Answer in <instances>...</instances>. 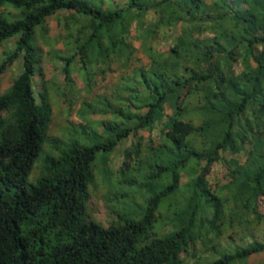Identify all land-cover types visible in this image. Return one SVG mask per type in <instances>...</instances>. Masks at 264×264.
I'll use <instances>...</instances> for the list:
<instances>
[{"label":"trees","instance_id":"16d2710c","mask_svg":"<svg viewBox=\"0 0 264 264\" xmlns=\"http://www.w3.org/2000/svg\"><path fill=\"white\" fill-rule=\"evenodd\" d=\"M5 4L12 7L9 20L0 17V47L14 43L0 53V78L10 65L23 71L0 90V264H183L198 243L209 251L194 264H244L264 252L251 231L264 226V0H0ZM44 55L61 63L71 84L75 61L89 87L81 99L110 97L99 115L120 121L101 120L118 130L102 145L72 142L60 156L44 157L40 178L28 184L43 144L62 143L47 134ZM109 73L123 83L117 77L103 92L91 89ZM129 137L137 141L121 152L118 170L129 171L133 157L137 171L151 159L143 185L163 186L139 220L121 216L104 226L86 217L94 162L101 148ZM218 162L224 181L212 186L207 176ZM172 195L179 206L167 202ZM161 202L173 229L156 237Z\"/></svg>","mask_w":264,"mask_h":264},{"label":"rangeland","instance_id":"374dc122","mask_svg":"<svg viewBox=\"0 0 264 264\" xmlns=\"http://www.w3.org/2000/svg\"><path fill=\"white\" fill-rule=\"evenodd\" d=\"M8 7L12 6L5 4L2 8H0V17L6 20H9V18L5 15V10ZM14 10L18 13L17 9ZM48 27L50 29L49 35L56 32L55 19H48ZM13 43V38L10 41L6 40L2 47H0V53L5 47H7V50L9 51L12 50ZM39 43L45 52L47 50V46L40 40ZM135 44L137 45V43ZM0 56L2 55L0 54ZM138 56H140V54ZM19 59L22 60V57ZM143 60L145 61L146 59L143 57ZM53 62L54 61L51 60L49 56L44 55L42 60L44 80H51L44 85L47 90L50 89L45 96L48 99V103L50 104L52 110L51 123L48 126L47 134L48 137H55L62 143L60 145H50L48 143L43 144L42 150L34 160L32 170L27 176L28 184H33L40 178V171L42 170L44 157L60 156L61 151L72 142H77L85 146L102 145L103 142L109 141L111 134L116 135L118 133L117 128L113 126V128H106L103 126L101 120L109 119L111 121H120V118H114V116L110 114H105L106 116L99 115L101 110L104 109L106 101H111L112 99L110 97H107L108 99L102 97L101 101H97L98 99L96 97L99 95H96L94 101H91L90 99H81L84 95L82 91L85 92L89 87H85L84 84H87V81H84L83 83V79L75 73L78 72L77 67H75L76 65L74 64L75 61H73L74 63L70 66L74 82L72 84L71 82H64V76L60 70L61 63L54 65L56 62L54 64ZM16 64H19V62ZM22 71L23 67L18 68V65H10L9 69L1 75V91H5L11 84L12 77H16ZM97 77L95 80H98ZM117 77L118 74L112 75L109 73V76L106 77V81H102L100 84V81L98 80V88L91 84V89H97V93L103 92L104 86H111L112 83L115 84ZM123 78L124 76H119L116 85L123 83ZM34 81L36 84L39 81V78L35 77ZM36 87L39 88L40 86ZM68 92L72 99L69 98ZM70 93H74V96H71ZM35 97L37 103H39L40 99L37 92H35ZM70 100H72V102L71 105L68 106ZM87 102H90L92 105L89 106ZM114 103L115 102L112 104ZM157 135L158 131L155 130L151 137L155 138ZM133 140L137 141V137H129L128 139L121 138L111 150H103V148L99 150L94 162L96 186L94 187V184H91L88 187V192L91 195V199L87 202L86 206V217L88 219L98 222L104 226L118 221L121 216H126L130 220L134 221L139 220L146 208L147 200L154 196L160 187L163 186L160 181L155 184H147L148 187H144L143 185L146 184L147 181H150L147 178V172L149 171L147 165L149 162H153L151 159L146 160L145 167L139 171L136 170L138 167L136 157H133V162L129 171L128 169L125 170V172H120L121 169L118 170L124 158L121 152L124 151L126 147H129L131 145L130 142ZM226 156L229 157L228 155ZM236 157L239 159L241 158V156L238 155ZM220 180L224 181V167L222 166V163L218 162L211 167L210 174L207 176V181L209 184L214 186V184L218 183ZM167 202L174 204V207H176V205L179 206L182 203V200H180L179 195H172L169 199H167ZM167 202L160 203L158 218L151 230L156 237L165 236V234L173 229V226H170L165 218ZM259 207L260 212L264 214V198L261 200ZM163 214L164 219H160L159 216ZM166 223L167 225L164 227L163 225ZM251 231L254 232L257 239L260 238V240H264L263 225L257 229L253 228ZM208 251L209 249H204L203 246L198 243L195 251L190 250L187 254L183 255V264H194L196 260L205 257ZM263 260L264 252H261L251 256L244 264H260ZM236 264L243 263L241 262Z\"/></svg>","mask_w":264,"mask_h":264},{"label":"clouds","instance_id":"9594fccd","mask_svg":"<svg viewBox=\"0 0 264 264\" xmlns=\"http://www.w3.org/2000/svg\"><path fill=\"white\" fill-rule=\"evenodd\" d=\"M1 90V89H0ZM2 92V91H1ZM4 92V91H3Z\"/></svg>","mask_w":264,"mask_h":264}]
</instances>
